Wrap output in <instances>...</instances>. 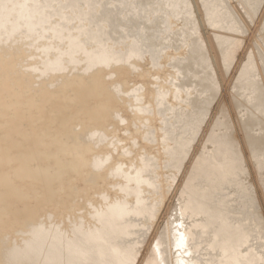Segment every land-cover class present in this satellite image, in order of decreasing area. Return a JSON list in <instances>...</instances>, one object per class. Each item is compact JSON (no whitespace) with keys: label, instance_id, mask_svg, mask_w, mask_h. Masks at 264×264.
I'll return each instance as SVG.
<instances>
[{"label":"bare ground","instance_id":"bare-ground-1","mask_svg":"<svg viewBox=\"0 0 264 264\" xmlns=\"http://www.w3.org/2000/svg\"><path fill=\"white\" fill-rule=\"evenodd\" d=\"M0 264H264V0H0Z\"/></svg>","mask_w":264,"mask_h":264},{"label":"rangeland","instance_id":"rangeland-1","mask_svg":"<svg viewBox=\"0 0 264 264\" xmlns=\"http://www.w3.org/2000/svg\"><path fill=\"white\" fill-rule=\"evenodd\" d=\"M246 22H247L248 26H251V25H252V23H251L250 21H247V20H246ZM245 34L247 35V33H245ZM245 34H244V35H243V34H240L239 37L242 38V35H243V38H242V39H244V38H245ZM259 34H260V33L256 34L257 40H259V39H258ZM255 42H256V41H254V44H253V43L251 44V46H252L253 49H254V45H256ZM256 47H257V46H256ZM252 48H250V49H252ZM253 49H252V50H253ZM256 49H257V48H255V50H256ZM255 50H254V52H255L256 59H257V55H258V53H256L257 50H256V51H255ZM237 51H238V49H237ZM239 51H240V50H239ZM256 54H257V55H256ZM235 57H236V56H235ZM258 57H259V56H258ZM258 59H259V58H258ZM258 59H257V61L260 62ZM259 64H260V63H259ZM217 96H219V95H217ZM217 99H218V97H216V100H217ZM218 116H220V115H218Z\"/></svg>","mask_w":264,"mask_h":264}]
</instances>
